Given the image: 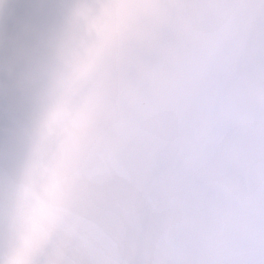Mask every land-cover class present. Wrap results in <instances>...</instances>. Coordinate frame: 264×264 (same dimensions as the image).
Listing matches in <instances>:
<instances>
[{"label":"clouds","instance_id":"clouds-1","mask_svg":"<svg viewBox=\"0 0 264 264\" xmlns=\"http://www.w3.org/2000/svg\"><path fill=\"white\" fill-rule=\"evenodd\" d=\"M0 264H264V0H0Z\"/></svg>","mask_w":264,"mask_h":264}]
</instances>
